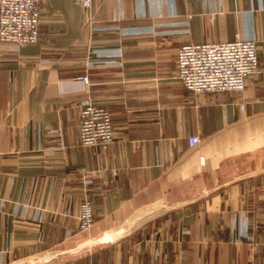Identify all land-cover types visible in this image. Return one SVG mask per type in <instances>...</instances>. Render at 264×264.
Returning <instances> with one entry per match:
<instances>
[{"label": "crops", "instance_id": "crops-1", "mask_svg": "<svg viewBox=\"0 0 264 264\" xmlns=\"http://www.w3.org/2000/svg\"><path fill=\"white\" fill-rule=\"evenodd\" d=\"M91 1L40 0L38 42L0 50V264H264V0ZM237 39L244 90L183 85V45ZM88 103L108 147L81 143Z\"/></svg>", "mask_w": 264, "mask_h": 264}, {"label": "built area", "instance_id": "built-area-1", "mask_svg": "<svg viewBox=\"0 0 264 264\" xmlns=\"http://www.w3.org/2000/svg\"><path fill=\"white\" fill-rule=\"evenodd\" d=\"M91 0H82L85 8ZM40 0H0V50L36 44L40 36ZM178 77L195 94L242 91L247 80L260 72L258 45L255 41L237 39L214 44L183 45L178 50ZM89 84V78L83 77ZM242 109L247 105L242 104ZM80 139L89 147H108L115 140L111 112L88 103L81 112ZM199 138H190V145ZM95 224L90 200L81 204L79 231H89Z\"/></svg>", "mask_w": 264, "mask_h": 264}, {"label": "rangeland", "instance_id": "rangeland-1", "mask_svg": "<svg viewBox=\"0 0 264 264\" xmlns=\"http://www.w3.org/2000/svg\"><path fill=\"white\" fill-rule=\"evenodd\" d=\"M81 233H83V232H81ZM37 263H42V262L36 261L35 259H30L28 262H20L18 264H37Z\"/></svg>", "mask_w": 264, "mask_h": 264}]
</instances>
